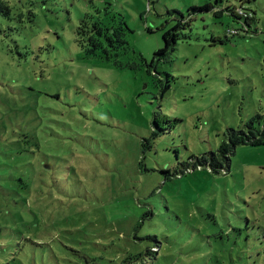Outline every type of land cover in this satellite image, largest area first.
<instances>
[{"label": "rangeland", "instance_id": "rangeland-1", "mask_svg": "<svg viewBox=\"0 0 264 264\" xmlns=\"http://www.w3.org/2000/svg\"><path fill=\"white\" fill-rule=\"evenodd\" d=\"M216 1L0 0V264H264V144L176 174L264 122V0ZM105 6L121 64L77 41Z\"/></svg>", "mask_w": 264, "mask_h": 264}, {"label": "trees", "instance_id": "trees-1", "mask_svg": "<svg viewBox=\"0 0 264 264\" xmlns=\"http://www.w3.org/2000/svg\"><path fill=\"white\" fill-rule=\"evenodd\" d=\"M220 2H222V0H217L215 4L207 2L200 6L191 7L193 12L190 13V15L196 12H209L212 10L216 15L223 14L225 9H217V5ZM107 5L111 4L107 3ZM227 9L239 18L242 17L236 12L237 8L229 6ZM110 11L111 10L105 6L104 8H100L98 13L86 14L76 30L77 41L81 46L87 49L89 54L97 55L100 52L99 50H102L104 58L110 60L111 58L116 57V62L121 64L117 57L126 52L127 45L129 44L125 38V29H128V26L125 24V20H122L120 25L117 26L114 23V18L116 19V16L110 15ZM176 11L180 14L182 19H180L176 25L164 31L163 37L165 45L156 51L152 62L150 63L148 59L143 55H140L141 65L148 66V72H151V67H154L156 60L167 57L176 49L179 39L188 38L190 36V34L183 31V29H186L190 25L189 21L185 20V16L181 11ZM101 12L102 14L100 15ZM252 14V12L250 16L246 14V16H244L245 20H248ZM102 16L105 17L106 21L102 19ZM107 18L111 19L108 20ZM229 31L234 34L240 32L239 29H229ZM136 65L139 66L140 64L136 63ZM260 118L261 116L258 115L256 118L251 119L248 122V130L230 128L228 141H224L218 151H213L209 154H204L195 160H191L190 162H185L184 166H186V169H182L180 173L176 172V174H184L185 170L189 169L188 165L190 164H192L193 167L203 168L205 166L210 172L215 173L222 172L223 170L227 171L230 168V155L238 145L264 144V122H261Z\"/></svg>", "mask_w": 264, "mask_h": 264}, {"label": "built area", "instance_id": "built-area-1", "mask_svg": "<svg viewBox=\"0 0 264 264\" xmlns=\"http://www.w3.org/2000/svg\"><path fill=\"white\" fill-rule=\"evenodd\" d=\"M238 11H240V12H243V10H242V9H239Z\"/></svg>", "mask_w": 264, "mask_h": 264}]
</instances>
